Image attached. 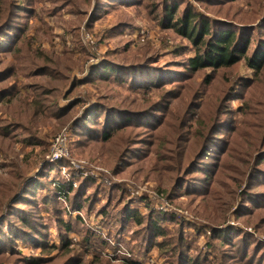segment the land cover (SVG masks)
Wrapping results in <instances>:
<instances>
[{
    "label": "rangeland",
    "instance_id": "374dc122",
    "mask_svg": "<svg viewBox=\"0 0 264 264\" xmlns=\"http://www.w3.org/2000/svg\"><path fill=\"white\" fill-rule=\"evenodd\" d=\"M4 2L0 92L20 46L35 74L0 95V264H264V67L248 61L264 57V0H16L2 25ZM177 9L211 38L240 30L247 55L192 68L200 43L170 27ZM145 53L168 111L105 140L95 100L132 104L138 85L86 80L105 59Z\"/></svg>",
    "mask_w": 264,
    "mask_h": 264
},
{
    "label": "trees",
    "instance_id": "16d2710c",
    "mask_svg": "<svg viewBox=\"0 0 264 264\" xmlns=\"http://www.w3.org/2000/svg\"><path fill=\"white\" fill-rule=\"evenodd\" d=\"M3 6L5 8H2L1 13H3L4 15L5 11L9 12L7 18L5 20H2L1 22L2 25H6L10 21H12L11 15L13 14V17L19 15L18 13H16V11L22 8L16 5V0H5ZM0 16H2V14H0ZM170 18V27L176 28L178 32L191 38L195 43H200V50L198 52V55L191 60V63L193 65L192 68L196 70H200L210 65L227 67L232 64H236L248 53L247 47L250 45L251 40L249 36L246 39L243 34H239L240 30L236 32H233L232 30H221L215 35L213 34L211 38V36L208 35L210 33L209 23L205 21V26L203 28H198L196 24H194V15L189 11L185 12L183 10V12L180 13L177 9L170 13ZM92 20H96L95 14H93ZM24 25H26V21L19 22L18 26L20 28L18 29H21ZM21 41L22 37L20 42ZM28 48H30L29 45H27V47H25L22 51L20 46L19 50H15L14 54L17 57V66L13 64L12 66H7L6 70H3V79H11L12 87L10 89H6L5 91L1 90V96H5L8 94L12 96L15 92L17 93V84L19 79H24L26 76L29 77L35 74L33 68V64L35 63V61L33 59V56H29ZM77 52H79L80 55V50ZM152 61H155V55H146L145 53L144 57L141 58L140 61H116V63L111 60L105 59L103 62L105 64L101 69H99L98 66L92 69V74L86 81H90V83L96 81L110 82L111 84L113 82L119 83L118 81H122V83L126 81L133 84L137 83V90L141 96V99L134 100V103L132 104H128L126 103V101H124V105L105 103L104 99H107V94L104 93L95 100L96 102H94L93 106H102L104 108L105 115L108 117L106 127L102 131V137L105 140L109 139L111 132L116 129L115 127L130 125L132 122V117L134 116L142 119L143 117L151 114L156 115L159 111L162 110L168 111V105L170 104V102H168L170 93L165 92L167 88L164 86V84H162V82L156 79L157 72L161 71V67L159 64H155ZM248 61L250 63V67L253 68L255 72L261 70L264 67V57H261L260 51L255 52V54H251V56L248 57ZM18 67L23 73V75L20 77L15 76ZM252 83L253 81L249 80L243 81V84L248 88ZM256 84L259 85L257 82ZM23 86L27 87V85L24 84ZM9 87L10 86H8L7 88ZM45 92L46 90L42 91V96L38 99L47 97L44 96ZM46 93H49V91H47ZM83 97L84 99H75L73 105L80 103L86 105L89 102V98L85 96ZM55 101L56 104H59V101H57V99ZM26 104H33V101H28ZM70 105H72V103ZM60 108L58 112L61 113L67 110V112L62 113V115L67 114L71 110L70 108L61 110ZM89 109L90 108H86V110L84 109L83 114H85V117L87 116V113H89ZM97 110V112H100L99 109ZM88 120H86L85 123L88 124ZM160 230L161 229H159L158 232H160Z\"/></svg>",
    "mask_w": 264,
    "mask_h": 264
}]
</instances>
